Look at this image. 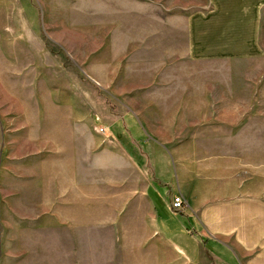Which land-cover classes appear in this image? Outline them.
<instances>
[{"label": "rangeland", "instance_id": "374dc122", "mask_svg": "<svg viewBox=\"0 0 264 264\" xmlns=\"http://www.w3.org/2000/svg\"><path fill=\"white\" fill-rule=\"evenodd\" d=\"M198 7L174 0H0V219L6 225L0 264H64L58 235L160 239L145 195L151 163H137L138 118H152L153 65L163 41ZM164 150L175 188L188 187L211 234L226 236L223 219L220 227L217 221L216 184L225 173L242 177L239 187L248 182L249 149ZM150 187L170 199L168 186ZM228 204L239 210L229 237L239 239L222 240L243 264H264V211L250 205L247 193L222 206ZM15 208L31 215V228L19 221L12 227ZM58 210L64 227H56ZM240 210L251 217H240ZM160 216L189 224L166 208ZM43 220L55 226L42 227ZM98 244L106 248L105 240Z\"/></svg>", "mask_w": 264, "mask_h": 264}, {"label": "crops", "instance_id": "0c3cea01", "mask_svg": "<svg viewBox=\"0 0 264 264\" xmlns=\"http://www.w3.org/2000/svg\"><path fill=\"white\" fill-rule=\"evenodd\" d=\"M174 2L199 7L183 17V28L163 41L166 46L162 44L160 59L153 65L152 118H146L148 114L138 118L142 128L135 140L136 147H142L138 165L151 163L145 195L153 232L160 239H61L58 235L57 254L62 250L64 264H243L238 251L222 240L239 239L229 237L235 227L234 212L239 210L222 203L247 193L250 205L264 211V0ZM214 147L249 149L248 182L239 187L242 177L228 178L232 174L225 173L216 184L217 221L220 227L223 219L226 235L218 237L205 225L207 218L198 213L199 203L190 199L188 187L175 188L172 160L164 150ZM151 183L168 186L170 199L152 191ZM178 195L186 203L180 214L188 226L160 216L165 208L172 212L170 203ZM16 210L12 227L19 221V226L31 228V215L27 211L17 215ZM240 211V217H251L242 214L249 211ZM58 212L56 227H64L63 212ZM41 223L55 226L49 220ZM1 226L6 225L0 219ZM9 239H15L12 233ZM98 240H105L106 248Z\"/></svg>", "mask_w": 264, "mask_h": 264}, {"label": "built area", "instance_id": "2783aa9c", "mask_svg": "<svg viewBox=\"0 0 264 264\" xmlns=\"http://www.w3.org/2000/svg\"><path fill=\"white\" fill-rule=\"evenodd\" d=\"M103 132H105V130H102ZM171 205L170 210L172 211V213L174 214H180L182 212H184L185 209V200L183 199V197L181 195H178L176 197H174L170 203Z\"/></svg>", "mask_w": 264, "mask_h": 264}]
</instances>
